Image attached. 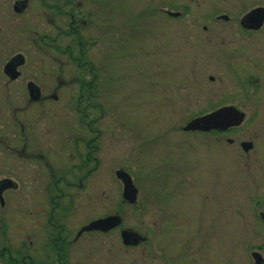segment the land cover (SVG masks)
<instances>
[{"label":"rangeland","instance_id":"1","mask_svg":"<svg viewBox=\"0 0 264 264\" xmlns=\"http://www.w3.org/2000/svg\"><path fill=\"white\" fill-rule=\"evenodd\" d=\"M15 1L0 0V144L5 151L0 176L9 173L10 153L3 139L17 131L19 121L30 122L37 131L87 134L77 108L83 111L88 103L79 105L76 97L87 89L80 78L90 81L92 75L74 60L84 48L87 56L81 58L93 64L98 76L96 108L87 110L93 113V127L101 130L102 162L84 189L64 187L73 199L64 215L67 229L120 212L122 227L147 236L142 250L107 248L96 254L105 264H203L206 252L213 264H255L249 253L264 245V229L251 194L264 191V111L236 133L199 135L183 129L192 119L189 112L227 102L215 98L217 78L226 71L220 65L221 52L248 47L264 53V26L250 39L235 35L243 32L240 19L264 7V0H29L21 15L13 11ZM168 12L181 15L173 18ZM222 15L229 20H219ZM77 27L80 38L71 34ZM66 49L73 50L74 59ZM19 53L26 58L22 76L6 85L2 69ZM28 81L40 87L43 101L29 102ZM244 140H254L253 153L241 149ZM16 152L21 188L7 194L14 210L0 207V252L11 243L24 250L27 227L46 226L48 216L41 209L50 210L55 174L70 179L83 172L66 149L64 156H54L57 163L48 170L36 158L28 169L24 153L20 148ZM121 169L138 188L134 205L123 199V184L116 177ZM24 177L32 182L30 194ZM28 198L36 212L32 218L25 213ZM119 240L117 230L93 237L110 244ZM199 245L202 250L189 257ZM7 256V251L0 256V264H8Z\"/></svg>","mask_w":264,"mask_h":264},{"label":"flooded vegetation","instance_id":"2","mask_svg":"<svg viewBox=\"0 0 264 264\" xmlns=\"http://www.w3.org/2000/svg\"><path fill=\"white\" fill-rule=\"evenodd\" d=\"M17 1L20 0H16L14 4ZM29 3L30 1L28 0V7L23 13H25L29 8ZM54 8L56 9L58 15H63V11L59 6H54ZM13 11H14V5H13ZM241 19L239 22L240 26H241ZM74 21L76 20L74 19ZM241 28L243 29V32L235 33V35H238V37L241 36V38L242 36H244V39H250L251 36H253L255 33L258 32L254 30H247L242 26ZM71 34L78 36V38L82 36L81 33L78 32V27L73 28ZM79 44L82 45V42H80ZM262 50L263 49H259V51ZM69 51L71 50L66 49V53H68ZM259 51L257 53L256 50L253 48L235 47L233 49H228L221 52L219 54L220 65H223L224 70L226 69V71L220 72L222 77L218 76L217 82L214 76H211L209 80L211 83L216 82L217 86L219 87V89L216 90L215 98L218 95L220 100H225L227 102L222 103L217 107L215 106L214 108H211L207 111L198 110L194 114L192 113V115L191 112L188 113L189 116H192L191 117L192 118L191 121H192L193 119L200 118L208 114H211L213 112H216L221 108L232 106L235 108V112L243 115V122L240 125L235 126L234 128H231L227 131L213 130L211 132H199V131H184L183 129L184 132L194 133V134L197 133L199 135H207V134H224L235 129V133H236L238 129L244 126L247 120L257 119L260 116H262L264 111L263 110L264 109V53H260ZM78 53H79V57H76L75 59L73 58L74 55L73 50L69 53V55L72 59H74L77 62V66L79 69L88 67L89 69L88 73L89 75H92V79L90 81H83V79L80 78L79 83L81 82L80 83L81 87H85L87 89L84 92L82 90V94L76 97V102H78V104L81 105L84 101H86L88 103L87 109L89 108L95 109L96 105H94V103H95V99H97L98 97V95H96L95 93V87H96V81H98L97 80L98 76L94 71L93 64H91L89 60L87 59L84 60L83 58H81L83 56H87L85 55L86 53L85 49L81 48ZM16 55H14L13 57H15ZM13 57H11L7 61V63ZM24 59H25L24 65H22L18 69L21 74L16 80H11L4 73V67H3L2 71L5 77L7 78V80H5L6 85L15 83L21 78L22 76L21 68L26 64V58L24 57ZM83 61L84 63H82ZM227 81L228 83H225ZM30 82L32 81H28L26 87ZM171 87L174 88V86ZM27 91H28V87H27ZM86 93L87 95H85ZM51 99L58 100V97L56 95H52ZM41 101H43L42 95L38 102ZM29 102H31L30 96H29ZM80 108L79 107L77 108L78 113L81 114L82 116L81 118L83 121L82 123L86 127L87 134L80 133L79 130H73V129L63 131L58 134H56V132H54L53 129H47L45 131L44 130L37 131L36 129H32L30 127V125H32L30 122H26L23 124L21 123V121H19L20 122L18 123L19 126L16 128L18 132L15 131L13 132L12 136L10 135L8 139L5 138L3 139V141L7 143L5 149L9 150L8 154L10 153L8 158L9 160L6 158L8 161L9 173L7 175H1L0 182L3 180H11L14 184L17 185V187L10 188L3 192V201L1 202L0 199V207L2 209H6V208H10V209L13 208L12 210L15 209L16 205L14 201L13 200L9 201V199L7 198V194L16 193L21 188L20 180L16 178L17 157L15 156L17 154L16 151L18 148H20L22 153H24V156L26 158L25 162L28 163L27 165L28 169L31 168V164L36 163V162H31V160L34 158L42 161L43 164L39 163L40 167H44V168L46 167L45 169L47 170L48 168H53L52 166H54L57 163L55 159L56 156L59 155L60 157L64 156V149H66V152H70L73 158L72 160L78 161L79 163L78 166H80L81 169L83 170L82 173L80 172L79 175H75L70 179L63 175L55 174L56 176L54 175V177H56V179L54 180V178H52L50 180L51 187H53V189L56 190V193L52 195V197L49 199L50 210L49 212H47L46 209L43 208L41 209L40 207L41 213H43L45 216H48L47 224L46 226L43 225L44 227L40 226L39 228H37L38 226L33 227L31 225H29L30 228L27 227L28 230L24 233V240L21 241L24 243L23 245V247H25L24 250L16 249L15 245L12 244L10 241L11 244L7 248L5 247V249H3L2 252H0V256L2 255L4 256L5 252L7 251L8 264H98V263L101 264L102 262L99 260L102 259L100 256L96 257V254L104 253L102 251H105V249L107 248H108L107 251L109 252L111 251L126 252L136 249L142 250L143 245L148 241L147 236L142 234L140 231L133 230L127 227H122L123 216L122 213L120 212H116L113 214L109 213L108 215L100 216L97 218H91L89 220L84 221V223L76 227L74 230L67 229L66 225L63 223L65 218L64 215L70 209V205L68 204H70V202L71 203L73 202L71 196L65 192L64 187L66 186L67 188L74 187L77 189H84L87 184V180L90 178L93 171L95 170V166L100 165L102 162V156L100 155L101 144L99 140L101 136V130L99 128L93 127L95 126L94 125L95 120L91 118L93 117L92 116L93 113H91L87 109H84L82 111ZM99 108L102 109V107ZM87 119L88 121L86 122ZM73 121L75 122V120ZM11 123L15 125V116L13 119H11ZM86 135L87 137H85ZM255 137H257V135ZM230 140L232 142H229ZM15 141H18L20 143L15 144ZM253 141L254 140L252 141L244 140L240 143V147L243 151H244L242 147L243 143L249 142L252 144V148L248 152L244 151L246 154H250L255 151V142ZM228 143L233 144L234 141L232 139H228ZM55 145L57 148L55 147ZM3 146L4 145L0 144V148H2L1 150L3 151L2 152L0 150V156H2L3 153L5 152L3 150ZM236 147L237 145L235 142V148ZM235 153L237 152L235 151ZM235 157H237V154L235 155ZM13 170H16V173L12 172ZM50 172L54 173L53 171ZM23 179H26V184H28L26 186V189L30 194L32 189L31 186L32 182L31 180H28L27 177H24ZM36 179H38V177ZM44 179L45 178H42L41 182L39 183H43ZM60 183L64 185L63 188L59 185ZM254 183L255 182L253 181L251 186L252 189L256 187ZM262 185H263L262 189L264 190V183ZM251 195H252L251 196L252 203L254 206L253 208H255L256 206L258 207L257 209L258 213L256 214V217L258 219V222L264 229V191L262 192L254 191ZM24 206H25V213L28 212L27 215L30 218H32V216H34L36 212L35 209L31 207L32 203L30 202V198L24 201ZM109 216H118L121 219V224L108 232H102L98 230H94V231L84 230V228L87 227L91 222L99 219H104ZM125 229L132 230L133 232L139 234L141 237L145 238L146 240L140 242V244L136 246H126L123 243L121 237L122 231ZM116 230L119 231L120 240L116 241V243L114 244L93 241V237L96 235H108L111 234L112 232H116ZM12 237H15V235L12 234ZM205 243L206 242L203 241V244ZM195 249H196L195 251L191 252V254L188 255L189 257L190 256L192 257V254L193 255L197 254V251L199 250L201 251L202 246L199 245V248H195ZM206 250H207V245L205 246V251ZM249 254L251 255L255 264H256L255 254H258L260 256L262 264H264V245L255 246V249H252ZM17 256L19 257L22 256L21 263L18 260L19 257ZM202 259H204L203 264H213L212 262H214L213 259H208L207 252Z\"/></svg>","mask_w":264,"mask_h":264},{"label":"water","instance_id":"3","mask_svg":"<svg viewBox=\"0 0 264 264\" xmlns=\"http://www.w3.org/2000/svg\"><path fill=\"white\" fill-rule=\"evenodd\" d=\"M28 7V0H20L14 4V11L17 14L23 13ZM168 14L177 18L181 14L178 12H168ZM219 20L228 21L229 17L222 15L218 17ZM241 26L247 30L259 31L264 26V7H258L241 19ZM25 59L24 56L19 54L13 57L5 66L4 73L11 79L16 80L20 76L19 67L24 65ZM28 93L30 96L31 102H38L41 98V89L34 83L30 82L28 84ZM243 122V115L235 112V108L224 107L216 112L208 114L206 116L193 119L185 127L184 131H199V132H211L216 131H227L235 126L240 125ZM229 142H232L231 140ZM244 151L248 152L252 148V144L245 142L242 144ZM116 177L123 184V199L127 203L134 205L138 200V188L135 186L132 177L129 173L124 170L116 171ZM17 187L11 180H3L0 182V199L3 201V192L10 188ZM121 224V219L118 216H109L104 219H99L91 222L84 230L87 231H102L108 232L113 228ZM123 243L126 246H136L140 242L145 241L146 239L141 237L139 234L133 232L132 230L125 229L121 234ZM256 264H262L261 258L258 254H255Z\"/></svg>","mask_w":264,"mask_h":264},{"label":"trees","instance_id":"4","mask_svg":"<svg viewBox=\"0 0 264 264\" xmlns=\"http://www.w3.org/2000/svg\"><path fill=\"white\" fill-rule=\"evenodd\" d=\"M82 63H84V61Z\"/></svg>","mask_w":264,"mask_h":264}]
</instances>
